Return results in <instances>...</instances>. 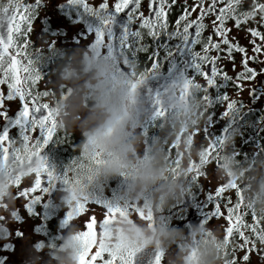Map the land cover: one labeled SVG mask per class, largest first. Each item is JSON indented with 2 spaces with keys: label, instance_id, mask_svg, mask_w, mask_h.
I'll use <instances>...</instances> for the list:
<instances>
[{
  "label": "clouds",
  "instance_id": "obj_1",
  "mask_svg": "<svg viewBox=\"0 0 264 264\" xmlns=\"http://www.w3.org/2000/svg\"><path fill=\"white\" fill-rule=\"evenodd\" d=\"M7 2L0 0V5ZM146 68L138 58L114 60L82 47L72 48L60 59L47 103L53 110L56 129L81 137L75 146L77 159L66 165L68 183L61 193L62 203L74 208L87 198L92 187L122 178L118 203L135 204L145 215L150 211L152 219L117 215L105 225L103 235L97 232V246L102 243L117 252L153 247L162 253L161 264H226L219 227L192 225L185 231L159 218L161 210L186 191L188 161H199L207 146V141L196 136L206 119L207 107L198 88L185 90L183 82L170 85L165 114L156 134L146 142L137 91L142 83L137 76L146 73ZM193 132L196 134L189 141ZM233 140V135H228L217 144L214 175L218 181L237 184L245 205L264 224V150L241 160L232 147ZM171 144L180 155L175 170V156L168 150ZM12 148L19 149L20 160L9 157L0 171V218L6 223L15 219V178L27 185L37 168L35 157L29 155L33 151L30 146L25 149L18 141L9 150ZM94 152L101 154V163H90ZM78 221H68L59 242L45 243L39 249L25 247L21 264H78L82 230Z\"/></svg>",
  "mask_w": 264,
  "mask_h": 264
},
{
  "label": "snow or ice",
  "instance_id": "obj_2",
  "mask_svg": "<svg viewBox=\"0 0 264 264\" xmlns=\"http://www.w3.org/2000/svg\"><path fill=\"white\" fill-rule=\"evenodd\" d=\"M69 2L82 5L88 13L98 18L100 27L95 31V39L91 45L93 49L99 50L107 46L108 53L111 55L114 46H118L120 52L125 56L136 59L138 52L147 51V46L140 44L142 36L146 34L152 38L151 65L146 68V73L137 76L140 82L145 81L146 78L159 70L160 58H157L158 54L154 49H158L163 45L169 53L172 52V45L157 43L161 35L166 38V41L178 38L179 44L191 52L192 60L189 75L183 81V87L185 90L189 87H196L203 92L202 99L206 102V107L209 101L207 94L209 89L219 84L216 77L219 76L221 82H228L230 79L224 72H218L214 63H212L210 75L202 70V64L214 62L217 59V57L208 56L210 50H216L218 54L223 51L229 59H232L231 53L233 49L245 54L241 60L243 71L237 74V80L252 81L258 75L257 71L249 67L246 61H256L259 56H264V52H262V49H264V36L256 27H250L246 30L250 32L253 38L250 41L253 44L252 52L259 54L249 56L245 53L244 47L229 41L226 35L228 29L224 26V22L231 18L239 26L242 22L250 21L258 15L259 23L264 25V2L251 0L248 10L241 11V0H227L223 7L218 10L217 0H211L207 7H205V0H195L191 5L187 3V0H184L183 11L177 16L174 25L175 30L173 31H168L169 24L166 14L171 10L172 5L176 4V0H170V2L169 0H147V10L153 14L151 18L141 11V0H115L111 5L109 0H104V2L98 4V7L91 6L85 0H69ZM36 3L38 4L39 0H36ZM34 6V3H21L20 0H8L6 4L0 5V28L3 29V35H0V84L7 86V94L0 95V109H5V101H12L14 98L19 99L20 105L14 116H9L6 109L0 110V118H3V126L0 129V171L6 167L5 161L9 157H11L12 161H18L21 158L19 149L12 148L10 151V146L16 145L19 141L25 149L29 146L33 149L29 155L30 157L34 156L37 162L35 177L29 182L30 186L23 187L22 190L17 188L18 190L15 193L17 198L23 197L28 201L39 199L40 195L48 190L42 187V178L46 179L49 187L56 182L67 184L69 172V169L65 167L62 174H57L40 155L44 146L53 139L57 129L53 110L47 102H41V98L47 97L50 90L34 91L37 81L42 78L34 66L33 53L27 50L29 45L28 32L32 26ZM197 7L200 9V14L195 19H190V9L195 10ZM125 13L127 23L123 27L121 35L116 38L112 31L113 21L117 16ZM209 13L215 17L212 21V27L216 37L219 38V43L212 42L211 36L206 41L199 39L205 28L204 17ZM136 21L139 22V28L132 30L131 26ZM181 24H183L182 28ZM190 28H194V35H190ZM141 29L145 30V32H142ZM255 38H260V42L256 43ZM21 39L23 42L19 43L18 40ZM198 43L201 45V51L195 52L192 46ZM221 45L224 48H221ZM18 57L21 59H18ZM260 62L264 63V60H260ZM259 73L264 74V67L260 68ZM196 76L203 77L207 86L202 88L201 84L195 81L194 77ZM233 83H235L237 89L241 87L240 83L236 81H233ZM183 96L184 92H181V98ZM222 99L226 102L227 110L235 107V99H230L228 95L223 96ZM154 102L156 104L154 115L163 117L165 110L161 101L157 98ZM225 115H228V111L225 112ZM13 128L17 129L15 134L17 138L15 139L10 137V130ZM33 130H38V134L34 138H32ZM195 134V132L190 134L188 140L191 141L192 136ZM222 141L223 138L218 140L207 138V146L204 148L199 161H188V177H190L191 181L197 182L200 177L205 176L203 169L214 161L217 144ZM168 150L170 154L175 156L173 161V170H175V167L180 164V155L176 152L175 144L169 145ZM89 159L92 164L102 162L101 154L98 152H94ZM14 184L19 186L21 182L18 178H15ZM37 190L40 195H30ZM225 190H233L234 203L229 202L227 199L220 200ZM209 202H211V208L205 211L207 219L214 220L221 216V204L226 209L223 220L227 222V226L222 228L223 255L226 257V264H240L241 261L247 262L250 259V253L257 254L258 264H264V248H257V241L259 244H264V229L260 228V221L255 213L250 211L249 207L245 205L239 186L232 182L219 183L214 188V192L206 193V207ZM88 205L87 198L79 201L74 208L68 209L65 217L67 222L70 219L79 218L81 214L88 213L86 220L81 222L82 230L79 233L81 252L78 264H132V256L138 250L130 249L124 252H117L104 248L102 243L97 246V232L103 233L105 225L110 223L117 215L129 216L134 213L140 219L151 221V212L149 211L145 215L140 207L126 202L123 205L101 208V217L97 219L94 211H90L87 207ZM246 215H250L251 223H245L244 217ZM207 219L202 221L201 225L206 224ZM245 230L250 232L251 236L245 235ZM17 234L20 235V233ZM235 237H239L240 243L233 242ZM39 247L40 245H37V248ZM237 249L243 250L242 255L239 257L236 255ZM161 262L162 253L158 251L154 264H161Z\"/></svg>",
  "mask_w": 264,
  "mask_h": 264
},
{
  "label": "flooded vegetation",
  "instance_id": "obj_3",
  "mask_svg": "<svg viewBox=\"0 0 264 264\" xmlns=\"http://www.w3.org/2000/svg\"><path fill=\"white\" fill-rule=\"evenodd\" d=\"M20 2L28 4L34 3L35 5L31 30L28 32L29 45L27 46V50L33 53L32 59L34 61V66L42 77L41 80L37 81V85L34 89L36 92L53 91L50 84L55 80L56 66L65 53L72 48L82 47L95 52L97 55L111 57L114 60H116L117 57L125 56L120 52L118 46H114L111 55L108 53L107 46L99 50L91 48L95 39V31L100 27V24L98 18L88 13L82 5L70 3L69 0H39L38 4L36 0H20ZM85 2L91 4L93 7H98V4L104 2V0H85ZM114 2L115 0H109L110 5ZM194 2L195 0H187L189 5ZM209 2H211V0H205V7H207ZM226 2L227 0H217V10L223 7ZM258 2H264V0H258ZM183 3L184 0H176V4L172 5L171 10L166 14V19L169 24L168 31L175 30V21L177 16L183 11ZM141 4V11L151 18L153 14L147 10V0H141ZM250 4L251 0H241L240 10H248ZM190 11V19H195V17L200 14L199 7L195 10L190 9ZM125 16L126 13L121 14V16H117L113 21L112 31L116 38L121 35L122 29L127 23ZM214 19L215 17L212 16L211 13L204 17L203 23L205 24V28L200 34L199 39L206 41L207 38L211 36L212 42L219 43V38L216 37L212 27V21ZM224 26L228 29L226 35L231 43L244 47L245 53L249 56L259 55L252 52L253 44L250 41H252L253 38L250 32L246 31L250 27H256L257 30L262 33V36H264V25L259 23L258 15L250 21L242 22L239 26L229 18L225 20ZM131 27L132 30H136L139 28V22L136 21ZM182 27L183 24H181V28ZM141 31L145 32L143 29H141ZM189 31L190 35H194V28H190ZM255 41L259 43L260 38H255ZM18 42L22 43L23 41L21 39L18 40ZM157 43H168L172 45V52L169 53L163 45L158 49H154V51H157V58H160V67L158 71L149 77L167 75L175 68L172 78L163 83V86H166L167 83V87H169L172 84L183 82L189 75L192 60L191 52L179 44L178 38L166 41V38L161 35ZM140 44L146 45L147 51L138 52L137 58L142 62L144 67H150V57L153 51L152 38L144 34L140 39ZM192 47L195 52L201 51V45L199 43ZM221 48H224V46L221 45ZM262 52H264V49H262ZM244 55L245 54L239 53L235 49H233L231 53L232 59H229L227 54L223 51L219 54L216 50H210L208 52V56L217 57V59L214 62L202 64V70L210 75L212 63H214L217 71L224 72L230 79L228 82H221L220 77H216L219 84L211 87L207 93L209 101L206 109V119L199 132L196 134L197 139L203 141H207V138L218 140L228 135H233L234 140L232 147L235 150L237 158L241 160L248 159L264 150V74L259 73L260 68L264 67V63L260 62V60H264V56H259V59L256 61H246L249 67L257 71V77L252 81L237 80V74L243 71L241 60ZM18 59L21 58L18 57ZM194 79L197 83L201 84L202 88L207 86L203 77L196 76ZM233 81L240 83L241 87L237 89ZM6 94L7 86L0 84V95ZM225 95H228L230 99H235V107L231 110H227L226 102L222 99ZM164 96L165 94L162 93V97ZM41 102H47V97H42ZM4 103L9 116H14L15 111L19 110L20 105L18 98H14L12 101H5ZM226 111H228V115H225ZM161 119L162 117L156 116L149 119L144 126H141V131L145 136L146 142L156 134L157 126ZM2 126L3 118H0V129H2ZM16 131L17 129H15L11 138H17L15 135ZM37 134L38 133L33 130L32 136L35 137ZM60 134L61 131L57 130L54 134L55 137L53 136V139L50 141L51 144L48 146L46 144L41 150L47 165L54 170L58 167L54 160V154L57 143L56 139ZM214 164L215 161L204 167L205 176L200 177L197 182H193L190 177H187L186 191L182 193L179 200L171 202L167 207L163 208L158 214L159 218L166 220L171 226L181 227L185 231L190 227L189 217L191 215L194 216L196 221L200 219L205 221L207 219L205 211L211 208V202H209L206 207V193L214 192V188L218 186L219 183H223L222 181H218L214 175ZM20 186L21 185H14L16 188ZM53 188L54 185L46 192L51 191ZM34 193L39 194V191L37 190ZM225 199L231 203L235 202L233 190H225L220 200ZM221 208V216L214 220L207 219L206 224L208 226L215 225L219 227L221 235L223 236L222 228L227 226V222L223 220V215L226 214L225 206L221 204ZM39 215L38 218L44 216L43 214ZM244 221L245 223H251L250 215H246ZM37 226H43V223L39 222ZM260 228L264 229V224L260 223ZM245 235L251 236L250 232L247 230H245ZM233 242L240 243L239 237H235ZM45 243V237H42L38 242L40 247ZM258 245L259 242L257 241V247ZM240 264H258V261H241Z\"/></svg>",
  "mask_w": 264,
  "mask_h": 264
},
{
  "label": "rangeland",
  "instance_id": "obj_4",
  "mask_svg": "<svg viewBox=\"0 0 264 264\" xmlns=\"http://www.w3.org/2000/svg\"><path fill=\"white\" fill-rule=\"evenodd\" d=\"M15 128L10 130V137L14 133ZM38 133V130H35ZM72 134V133H69ZM77 134V133H76ZM80 136L79 134H77ZM74 137V135H71ZM32 138H34L32 136ZM21 184L19 187L20 190L23 187L29 186ZM62 192V188L60 186V182H56L54 184V188L49 192H44L40 195L37 193L30 195H40L39 199L28 201L23 197H19L15 199L14 204V213L15 219L10 223H6L0 220V264H21L24 258V249L25 247L31 245L37 248L38 242L44 237V232L42 234H37L35 232L36 228L41 226H37L38 223H41V220L44 221L43 217L38 218L41 214V210L47 204H55L59 208V216H54V218L49 220V224L53 228V239L46 240V243L59 242L60 237L62 236L64 230L67 227L68 221L65 220V215L68 211V208L64 206L63 203H56L59 199V195ZM90 211H94L97 219L101 217V208L98 206L88 205L87 206ZM37 215V216H35ZM64 215V216H61ZM88 213L81 214L78 222L85 221ZM135 215V214H133ZM38 218V219H37ZM75 219V218H74ZM45 223V222H44ZM17 233H20L18 235ZM103 235V233H101ZM25 238H27L25 240ZM40 248V247H39ZM37 248V249H39ZM259 248V245L258 247ZM243 250H237L236 255L239 257L242 255ZM41 255L44 256V253L41 252ZM249 261H258V256L256 253H250Z\"/></svg>",
  "mask_w": 264,
  "mask_h": 264
},
{
  "label": "trees",
  "instance_id": "obj_5",
  "mask_svg": "<svg viewBox=\"0 0 264 264\" xmlns=\"http://www.w3.org/2000/svg\"><path fill=\"white\" fill-rule=\"evenodd\" d=\"M72 134L74 135V137L71 136ZM72 134L61 131V134L56 139L57 143L55 146L54 160L58 166L55 168V172L57 174H62L66 165L69 162L73 161L74 159H77L78 157V151L76 150L75 146L80 142L81 137L78 136L76 133H72ZM122 184H123L122 178L114 177L109 180L103 181L99 187H95V186L92 187L87 195V200L89 205L98 206L102 208L105 206L121 205L118 203V199ZM60 186L63 191L64 184L60 183ZM61 193L56 203L58 202L62 203V200L60 198ZM59 211L60 210L58 206H56L55 204H47L46 206H44V208L41 210V214L44 215L43 216L44 221L41 220L43 226L36 228L35 232L37 234H42L44 232V237L46 240L53 239L54 241L53 238L54 231L52 226L49 224V220L54 218V216L56 217L59 216L58 215Z\"/></svg>",
  "mask_w": 264,
  "mask_h": 264
},
{
  "label": "water",
  "instance_id": "obj_6",
  "mask_svg": "<svg viewBox=\"0 0 264 264\" xmlns=\"http://www.w3.org/2000/svg\"><path fill=\"white\" fill-rule=\"evenodd\" d=\"M0 34L3 35V29L1 28ZM174 70L175 68H173L167 75H157L148 77L138 87L137 91L140 104L138 111L143 114L142 126H144L149 119L156 117L154 115L156 110V104L154 102L155 99L158 98L161 101L162 107L166 111L168 100L166 93L169 87H167L168 83L166 84V86H163V83L169 81L172 78ZM162 93L165 94L164 97H162ZM50 141L47 143V146L50 144ZM40 155L44 158L42 151L40 152ZM17 178L19 179V177ZM42 187H45L47 189L50 188L45 178H42ZM202 221L203 219L196 221L193 215L189 217L190 226L201 225ZM158 251V249L153 247L139 249L132 256V264H154L155 257Z\"/></svg>",
  "mask_w": 264,
  "mask_h": 264
},
{
  "label": "bare ground",
  "instance_id": "obj_7",
  "mask_svg": "<svg viewBox=\"0 0 264 264\" xmlns=\"http://www.w3.org/2000/svg\"><path fill=\"white\" fill-rule=\"evenodd\" d=\"M55 137V136H54ZM51 144V143H50Z\"/></svg>",
  "mask_w": 264,
  "mask_h": 264
}]
</instances>
